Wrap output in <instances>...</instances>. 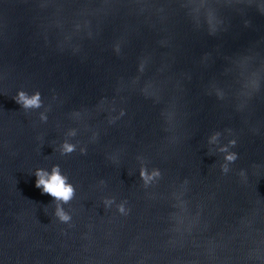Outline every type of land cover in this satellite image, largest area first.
I'll list each match as a JSON object with an SVG mask.
<instances>
[{
	"label": "water",
	"instance_id": "95a60500",
	"mask_svg": "<svg viewBox=\"0 0 264 264\" xmlns=\"http://www.w3.org/2000/svg\"><path fill=\"white\" fill-rule=\"evenodd\" d=\"M0 264H264V0H0Z\"/></svg>",
	"mask_w": 264,
	"mask_h": 264
},
{
	"label": "clouds",
	"instance_id": "9594fccd",
	"mask_svg": "<svg viewBox=\"0 0 264 264\" xmlns=\"http://www.w3.org/2000/svg\"><path fill=\"white\" fill-rule=\"evenodd\" d=\"M17 103L21 104L24 108L40 107V93L36 92L32 96H28L23 91L17 94ZM63 151L65 153H71L74 151V146L70 144H64ZM229 160H235L236 156L230 155L227 157ZM227 171V169H224ZM142 177H145V172L142 170ZM36 184L35 186L42 190L43 193L50 195L56 201H62L67 203L74 195V188L67 182V177L60 173L59 166H53L52 172L48 173L43 169H37L35 172ZM121 211L123 209L121 208ZM56 215L61 221H67L69 217L64 214L60 206H57Z\"/></svg>",
	"mask_w": 264,
	"mask_h": 264
}]
</instances>
